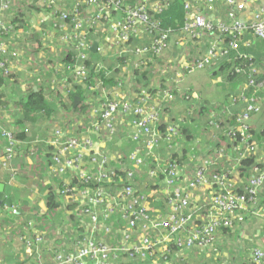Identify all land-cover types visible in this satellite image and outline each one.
<instances>
[{
	"label": "built area",
	"instance_id": "built-area-1",
	"mask_svg": "<svg viewBox=\"0 0 264 264\" xmlns=\"http://www.w3.org/2000/svg\"><path fill=\"white\" fill-rule=\"evenodd\" d=\"M85 1L89 7L97 10L87 19L79 17L77 9L74 16L67 10L57 9L53 12L56 13L62 27L72 26V29H68L65 40L77 43L75 52L78 62L75 65L62 63L60 68L72 69L77 81L85 82L89 78L84 63L91 49L89 34L94 29L97 30L103 20L110 18L107 11L111 7H126V19L112 26V31L116 34L115 43L121 46L120 53L132 52L133 48H130L129 42L142 26L150 35H154L153 50L156 56H161L168 48L172 33L164 32L160 19L153 20L148 14L149 9L161 11L169 6L167 0H146L134 7L127 4L126 0ZM221 3L227 9L225 19H218L215 15ZM247 3L248 0H202L201 5H198L197 0L187 1L186 20L182 32L193 38L206 36V32L213 29L222 34H231L234 39L229 47L233 50H239L240 43L248 44L244 38L250 29H253L254 36L264 40V6L254 13L253 18L229 16V9L232 8L246 13ZM22 4V0H6L0 4L1 28L8 33L12 31V35L0 44V53L3 55V59L0 58V67L8 74L22 66L20 61L22 52L15 47L13 41L19 43L18 40H24L26 35L31 33L30 29L24 31L23 28H18L10 19ZM39 5L58 8L57 0H39ZM14 30L20 34L14 36ZM212 44L200 58L183 62L182 65L190 70L207 69L217 57L228 54L229 49L223 40L216 38ZM97 49L101 48L98 46ZM148 51L146 47L135 49L137 69L147 67L149 60L145 57ZM10 58L15 60L10 62ZM24 61L29 67L35 65L31 58ZM82 62L85 65L81 64ZM238 71L245 73L241 68ZM254 72L261 74L258 69H254ZM247 77V84L256 83L259 89L264 88V75L256 81L250 79L253 77L252 74H247ZM61 82L66 84L67 80ZM59 83L54 81V87L67 95L65 93L68 90L67 85L64 91L58 86ZM117 86L112 92H109L105 85L99 88L104 101L100 109L95 108L93 112L91 111L94 118L85 130L76 132L70 127L63 126H57L54 130L55 138L52 143L56 150L53 152L49 168L52 173L60 175L64 183L55 187L53 191L60 195L68 212H75L81 227L84 228L83 232L78 231V237L84 236L83 240L76 241L74 251L67 249L54 251L50 264H125L124 261L128 259L120 256L121 254L130 258L138 257L141 261L147 260L148 255L154 259L160 257L165 264H170L169 244L173 241L180 246L182 261L188 260L189 253L195 248H208L209 254L221 251L218 249L220 244L218 227L221 225L237 227L244 218L240 210H249L248 217L261 219L264 223V206H257L258 196L264 191V141L252 139L249 132L256 117L262 112V98L257 93L256 96L250 97L244 93L240 94L238 98L243 100L245 107L238 116L239 125L228 128V139L231 142L229 154L230 151L236 154L237 158L234 160L236 167L245 157H255L258 160V163L250 168L248 181L241 186L243 193H236L234 188L239 187L241 179L238 172L234 171L235 177H230L229 174L221 175L211 170L219 163L217 162L219 158L227 156L224 145L213 149L210 155L202 156L209 147L203 140L197 138L195 141L188 140L185 143L181 139L182 134L178 125L175 124L168 125L165 134L158 128L163 119L165 104L162 102L173 99V93L163 90L158 93L154 91L153 94L149 89H142L141 93L135 90L133 95L126 96L119 89L123 88V84L118 83ZM156 96L159 97V101H156ZM219 115V111L210 114V126L214 129H220ZM128 127L133 128L131 136L133 141H137L136 148L127 155L120 149L109 151L107 148L109 141H114V138L124 130L127 131ZM236 132L241 135L239 142H233ZM179 140L183 141V148L187 147L191 153L192 161L201 163L192 180L183 177L181 166L170 157L164 162L158 161L155 157L154 164L147 167V159L154 156L155 149L164 145L169 154L171 150H177L181 146ZM18 145L19 141L13 130L0 126V146L4 148L2 164L14 174L17 170L11 167V163ZM144 149L147 151L144 152ZM146 175L149 178L146 179L147 183L153 181L154 184L160 183L163 188H167L163 189V193L171 197L169 201L171 210L167 214L153 209L148 200V193L139 190L142 188H139L137 183ZM161 176L164 180H160ZM199 190L207 193L205 202L209 207L207 206L204 215L198 213L196 216V212L200 210L193 196ZM248 203L252 204L250 209ZM116 214L118 215L116 221L121 224L119 227L115 225L116 221L108 222ZM200 218L204 222L195 223V220ZM236 220L238 222H235ZM31 232V235H21V239L26 248L35 255L38 263L44 264L41 249L48 243V233L41 231L34 224L31 225ZM262 236L264 238V228ZM248 249L249 264H264V239L262 245Z\"/></svg>",
	"mask_w": 264,
	"mask_h": 264
},
{
	"label": "crops",
	"instance_id": "crops-1",
	"mask_svg": "<svg viewBox=\"0 0 264 264\" xmlns=\"http://www.w3.org/2000/svg\"><path fill=\"white\" fill-rule=\"evenodd\" d=\"M144 1L146 0H126V3L134 7L139 2ZM167 1L169 5L172 3L171 0ZM190 1L193 2L194 0ZM34 2H36V4L32 3V7L25 6L23 8L21 13L24 14V16L18 17L19 21L17 27L23 28V23H29L28 29L31 30V33L26 35V38L19 42V46L21 47L20 51L22 52L20 57L22 66L20 69L12 70V73H17L19 83H14L15 86L11 88L12 92L8 91V88L12 85H10V87L7 86V89L0 86L1 127L8 129L15 128V118L21 113V107L18 103L19 96L31 86L35 90H39V88L42 87L41 85H43L47 98L51 100L50 103L55 107L52 116H49L47 119L39 120L36 123L29 122L27 124L28 133L25 141L17 139L19 145L17 151H15L11 167L15 170H17V168H23L22 174L24 176H20L19 174L14 176L16 173L14 174L7 167L3 166L2 158L4 148L0 146V184L4 185V198L9 200V196L13 194L16 197L15 204L19 205V207L21 206V208L28 213L29 218H31V214L36 216V213L39 211L40 215L45 213L48 209L47 194L49 191H55V187H59L64 183V179L60 175L52 173L49 168L53 152L56 150V147L52 143L55 138V128L57 126L70 127V129L76 132H81L89 126L90 121L94 118L91 112L77 113L70 109L67 110L70 101L67 102L65 100L68 95H65L60 89L54 87V81H59L60 83L58 86L64 91L66 85L67 89H69L73 83L82 85L86 83V81H77L74 78L75 72L72 69L64 70L60 68L58 70L59 64L64 63L62 61L63 58L66 62H70L74 57V54L71 52L73 50V48H71L72 43L65 40L66 33H68V29H72V26L70 25L71 27L68 26L67 28L62 27L61 22L59 23L57 20L56 13H53L55 10L59 9L56 6L49 8L43 5L40 6L39 0H34ZM201 2L202 0H197L198 5H201ZM22 3L28 4L29 1L22 0ZM73 5H75V9L78 10V16L82 19H87L93 12H97L94 7H89L85 0H67L66 8L73 7ZM262 6H264V0H248L245 10L246 13L241 12L240 16L244 19H248L249 17L253 18L254 13H256L259 8L261 9ZM125 10V6L118 8L111 7L107 11L110 18L108 20H103L100 27L97 30L94 29L89 34L91 47L96 43L97 47L99 46L101 48L98 50L96 47L94 51L96 53L94 55H91L90 52L88 53L87 59L91 58L90 60L92 61L90 67L86 65L89 76L91 72H94L91 68H94L96 71L95 73H100V71L105 72L106 77L110 80L113 79L117 84H123V88L119 89L126 96L133 95L138 88L155 89L157 93L163 90L170 91L174 94V98L165 102L161 101L166 104L167 109V111H165L167 116H164L163 113L165 123L167 125L175 124L178 125V127L183 126L184 128H199L198 130L201 132L199 139L209 145L202 156H208L213 152V149L224 145L223 147L227 149V156L219 158L217 162L227 166L230 165L228 162L232 164L233 159L229 154L231 142L228 137V142L221 145H214V141L221 136V128L214 129L210 126V114L211 112L219 111V119L221 123H225L226 131L231 127L229 115L234 112V108H240L239 111L234 112V114H238L242 111L244 105L243 100L237 99L236 101L238 102L235 103L236 105L232 104L231 96L233 90L231 85H229V82L225 79L222 81H226V84L220 79H217V73L213 74L211 72L213 66L207 69L194 68V70H190L182 65L183 62L200 58L205 54L213 45L212 43L214 39H216L215 36L193 38L182 31L173 32L166 51L161 56H156L153 50L154 35H150L147 29L142 26L139 28L134 39L129 42L130 48H133L132 52L120 53L119 50L121 46L115 43L116 34L112 31V26L126 19ZM218 14L221 17H225L227 15L226 7L224 6L221 8ZM45 17H48V19ZM25 46H30V51H27ZM139 47H146L149 50L145 57L149 60L147 67L145 66V68L139 69L140 72H147L150 75V79L147 81L149 83L148 85L138 86L133 76V73L137 70L135 67L137 57L134 51ZM47 53H50V55H46ZM28 58L35 60L34 66L29 67L26 64L24 60ZM38 62L41 66L37 64ZM81 64L84 63L82 62ZM240 68L241 67L236 65L235 69L238 71ZM64 79L67 80L66 84L61 82ZM111 84L110 86H106L109 92H112L114 88L118 87L116 83ZM102 86L103 84L101 82H96L94 87H88V95L92 103V112L95 108L100 109L103 104L102 91H99V88ZM2 93L5 94L2 95ZM155 99L159 101L158 96H156ZM174 109L175 112L177 111L176 114L180 115L182 113L181 111H184V114L180 117L174 116V118ZM203 109L207 110V114H201ZM171 115L173 117L172 119ZM225 115L228 116L227 119ZM132 131L133 128L128 127L127 131L124 130L123 133L119 135L120 137H115L114 141L110 140L107 147L108 150L112 151L116 148L124 150L129 142H134L137 145V141L132 140ZM184 142L186 143L187 141ZM185 149H187V147L184 148V150ZM198 149H200V147ZM146 151L147 150L144 149V152ZM176 152L179 155L183 154L178 151ZM155 157L161 162H164V160L169 157L168 153L165 151L164 145L155 149L154 156L152 157V161L154 162ZM186 163V167H190L191 171V169H193L191 164L192 161L187 160ZM231 168L236 169L235 166H231L230 169ZM163 189L167 190L166 187ZM206 198L207 193L203 190L197 191L195 196H193L195 203H200V200L205 201ZM10 203L11 206L5 201L3 202V204H5L4 206H2L3 204L0 205V264H39L37 259L35 261L33 258L30 260L31 257L23 240L18 234H14L10 226L7 225V221L17 217L11 214L13 212V202L10 201ZM18 220L23 221V216H20ZM253 221L255 222L253 223L254 227L249 230V235L245 234V229H247L248 224ZM263 227L264 223L261 219L248 217L241 226V229H243L242 232H240V229L234 236L237 238L241 235L243 244L239 246L237 243H234L233 248H231L232 251L227 250L229 252H215V257H213L215 263L218 264V261L222 260L221 256L224 254L223 258L226 257V261L229 263L234 257L235 260L232 261L231 264H249V249L247 247L243 249L245 247L244 241L249 240L252 247L255 245H262L264 239L262 236ZM14 235H16L15 241ZM62 239H64V236H58V238L54 237V240L58 243H63L64 241ZM237 247L240 249L237 250ZM229 254L231 255V260L228 256ZM218 257L220 258L218 259ZM194 259L199 263V256L198 258L194 257ZM46 260L50 263L49 257H47ZM223 262H221V264H227ZM160 263L165 264L164 260L160 259V257L153 260L142 261V264ZM170 264H175L174 259L172 260L171 258Z\"/></svg>",
	"mask_w": 264,
	"mask_h": 264
},
{
	"label": "trees",
	"instance_id": "trees-1",
	"mask_svg": "<svg viewBox=\"0 0 264 264\" xmlns=\"http://www.w3.org/2000/svg\"><path fill=\"white\" fill-rule=\"evenodd\" d=\"M6 0H0V4L2 2H5ZM28 4H22V7L18 8L11 17V22L15 23L17 25L19 19V16H24V14L21 13L23 8L25 6L27 7H32L33 4L35 3L34 0H28ZM187 1L190 0H171V4L167 7H164L161 11H155L154 9H149L148 14L149 16L155 20V19H160L161 21V28L164 32H178L182 31L184 29V24L186 20V8L185 5ZM58 8L59 10H67L68 12L71 13V16H74L77 11L75 10V5L73 7H67V0H57ZM222 5H219L218 9H221L224 7V4L221 3ZM226 7V6H225ZM218 9L215 12V15L218 19H225L227 18V15L225 17H221L218 14ZM218 11V12H217ZM229 16L230 15H235L240 16L241 11L236 10V9H229ZM92 15V14H91ZM90 17V16H89ZM24 31L29 28V23H23L22 24ZM3 30L0 25V44L1 42L6 41L11 35L12 31H9V33ZM209 37L215 36V38L221 39L224 41V44L227 46L228 54L225 56H219L217 57V60L211 65L213 66V69L211 72L213 74H216V77L218 76L217 79L222 80H227L229 82V85H231V88L233 90V94L231 96V101L232 104L236 105L238 101L234 102V99L238 98L240 96V92L244 93L247 97L256 96V93L262 98V112L261 114L256 117L254 124H252L250 128V134L252 136V139H257L258 142H263L264 141V88H258L256 86V83H250L247 84V74H252L253 77H250V79H254L255 81L260 78L262 75H264V40L257 38L256 36L253 35V29L248 30L246 33V37L244 40L248 42V44H243L240 43V48L239 50H233L230 49L229 45L230 42L234 39V36L231 34H222L220 31H216V29H213L211 31L206 32ZM14 36H17L20 34L19 31L14 30ZM170 39V37H169ZM20 42V40H18ZM15 44V47L17 49H21L19 46V43L17 41H13ZM76 44L77 43H72L71 48L73 50L71 51L74 54L73 59L70 62H66L64 58L62 61L66 64L72 63V65H75L77 61L76 57ZM25 49L27 51H30V46H25ZM89 52L91 55H94L96 52L92 51V49H89ZM6 57V56H5ZM0 58L3 59V55L0 53ZM10 62H13L15 59L10 58ZM91 59V58H90ZM90 59H86L84 63L90 67L92 64V61ZM34 60V59H33ZM193 60V59H192ZM35 62V60H34ZM40 66V63H37ZM236 65L238 67H241L245 71V73H240L238 72L235 68ZM210 66V67H211ZM254 69L260 70L261 74L255 73ZM92 71L90 73L89 78L86 80V83L84 85L82 84H76L73 83L71 87L66 91V94L68 95L67 99L65 101L69 102V107L67 110L71 111H76L77 113H87L92 111V103L90 101V96L88 95V87H94L96 82H101L105 86H110L112 85L111 83H116L113 79L110 80L108 77H106L105 72L100 71V73H95L96 71L94 68H91ZM133 76L135 77V81L137 85H148L149 83L147 82L150 79V75L147 72H140L139 69H137L134 73ZM98 78V79H97ZM226 84V81H222ZM14 83H19V79L17 76V73H7L6 70L3 67H0V86L5 87L6 89L8 88L7 86L10 87L8 88L9 92H12L11 88L15 86ZM219 84V83H218ZM241 84V85H240ZM222 85V84H221ZM39 88V90H35L32 86L25 91L24 93L20 94L19 98V105L21 107V113L18 117L15 118V128H10L13 130V133L16 137V139L25 141L27 139V133H28V127L27 124L29 122L31 123H36L39 120L42 119H47L49 116H52L54 113V105L50 103L51 100H49L44 92V87ZM223 86V85H222ZM4 88V90H5ZM142 89L138 88L136 91H139L141 93ZM155 89L150 88L151 93L154 92ZM5 94V93H4ZM2 93V95H4ZM1 95V94H0ZM239 99V98H238ZM66 104V103H65ZM245 107V104L243 105V108ZM240 108H234V112H238ZM166 105L165 108L163 109V113L165 114ZM206 109H203L201 111V114L206 113ZM232 114L229 115V120L231 123V127H237L239 125V119L238 116L240 115V112L238 114ZM207 114V113H206ZM225 118L227 119L228 116L225 115ZM179 124V123H178ZM219 125L221 128V136L217 138V140L214 141V145H221L226 142H228L227 137H228V129L225 131L226 125L225 123H221L219 121ZM167 124L164 121V117L159 123L158 128L161 130L162 133H166L167 131ZM181 128V129H180ZM184 127L180 126L178 129H180L182 138L184 141H195L197 138L200 137V130L199 128L195 127L193 129L192 127ZM237 131V130H235ZM225 132V134H224ZM122 134V133H120ZM241 139V135L239 132H236L235 135V140L233 142H239ZM128 145L125 147L124 150H121V152L125 155L128 154L131 150L136 148V143L134 142H129L127 143ZM230 145V143H229ZM230 148V147H229ZM117 149V148H116ZM191 153L187 151V149L184 150L182 155H179L177 152H172L169 153L168 156L173 160L176 161L179 166H181L182 169V175L185 178L188 177L190 180L195 178L197 168L200 166L201 163H195L192 161ZM233 159V163L231 164L228 162L230 165L227 166L225 164L217 163L214 168L211 170H214V172L224 175V174H229L230 177H235L233 175L234 171L238 172L240 176V182H239V187H235L234 190L236 193H243V190L241 186L246 183L250 177L249 171L250 168L258 163V160L255 157H245L241 159V161L238 163L237 167L236 164L234 163V160L237 158L236 154L231 153ZM231 159V160H232ZM192 161V166L193 169L190 171V167H186L187 163L186 161ZM148 166L150 167L154 164V161H152V156H149L148 159ZM231 166H235L236 169L232 168L230 169ZM18 171V172H17ZM16 171V176L19 174L20 176H24L23 173V168H17ZM232 171V174H231ZM26 176V175H25ZM146 179H149L146 176H142L141 179L138 181L137 186L140 191H144L148 193V200L150 202V205L153 209H158L161 210L164 213H168L171 210L170 207V196H167L163 193V186L158 183L154 184V182H149L147 183ZM160 180H164L163 176L160 177ZM10 201L13 202V207L15 211H13L11 214H13L16 218H13V220L7 221V225L10 226L12 232L15 234H18V236L21 237V235H31V225L35 224L39 229L42 231H46L48 233V243L44 245V248L41 249L42 251V256L44 260V264H50L52 261L53 257V252L54 251H63L64 249H67L69 251H74L75 246H76V241H81L83 240V236L78 237V231L83 232L84 228L81 227V223L76 217L75 212L73 211H67V208L64 207L61 197L58 194H55L54 191H49L47 194V204H48V209L40 215V211L37 212L36 216L34 214H31V218H29L28 213H26L21 206L15 204L16 203V197L11 194L10 196ZM168 204V205H167ZM196 205L199 206L200 212H196V216L198 213L201 215H204L207 206L209 207V204H207L205 201L200 200V203H195ZM3 204L2 206H4ZM251 203H248L249 209L251 208ZM264 206V191H262L259 196H258V204L257 206ZM240 212L244 215L243 220H247L248 216L247 214L250 213L249 210H240ZM10 214V215H11ZM250 215V214H249ZM20 216H23V221L18 220ZM34 216V217H33ZM37 217V218H35ZM118 215H113L108 222L113 223L114 221L117 220ZM36 220V222H35ZM241 220L240 223H238V227H227V226H219L218 227V235L220 239V244L218 246V249H221L223 246L229 251H232L231 248H233L234 243H237L240 245L241 242V235L238 236L237 238L234 237L235 233L241 229V226L244 224V221ZM202 224L204 221L202 219H196L195 223ZM235 222H238L236 220ZM1 223V222H0ZM237 224V223H236ZM117 227H119L121 224H119L117 221L115 223ZM3 226V225H2ZM264 228V227H263ZM243 229L240 230L242 232ZM16 235H14L15 237ZM61 236H64V239H62L64 242L63 243H58L57 241L54 240L55 238H58ZM184 236V235H183ZM68 237V239H67ZM78 238V239H77ZM67 241L65 242V240ZM169 247L171 249L170 256L172 260L174 259L175 264H216L215 259V252L212 254H209V249L208 248H195L193 252L189 253L188 260L182 261L180 257V246L178 245L177 242L173 241L169 244ZM227 251V252H229ZM196 255V256H195ZM120 256L126 257L128 260H125L127 264H142V261L138 257H132L130 258L128 255L121 254ZM200 257L199 263H197V260L194 259V257ZM230 260H231V255H228ZM50 258V263L47 262L44 258ZM147 260H153L154 258L151 257L150 255L147 256ZM220 257H218L219 259ZM234 257L232 261H234ZM230 261L229 264L232 263ZM125 263V264H126ZM161 264V263H160Z\"/></svg>",
	"mask_w": 264,
	"mask_h": 264
},
{
	"label": "rangeland",
	"instance_id": "rangeland-1",
	"mask_svg": "<svg viewBox=\"0 0 264 264\" xmlns=\"http://www.w3.org/2000/svg\"><path fill=\"white\" fill-rule=\"evenodd\" d=\"M52 52V51H51ZM46 55H50V53H47ZM60 69V64H59V68H58V70ZM132 103H136V102H133L132 101ZM166 105V104H165ZM165 105H164V108H165ZM177 112V111H176ZM176 112H175V109L173 110V117L175 116V117H180V116H182L183 114H184V111H181L182 113L180 114V115H178V114H176ZM164 116H167L166 115V113L164 114ZM172 117V115H171V119L173 118ZM174 117V118H175ZM181 129V128H180ZM184 129V128H183ZM37 136H39V135H37ZM178 143H179V145L181 144V146L177 149V150H171V152H169V153H172V152H176V151H178V152H180V153H183V150H184V148H183V146H184V144H183V141L182 140H179L178 141ZM167 153H168V151L167 150H165ZM188 151V150H187ZM13 208V207H12ZM14 210V209H13ZM35 222H36V220H35ZM253 223H255L254 221L253 222H251L250 224H248V226H247V229H245V234H248L249 235V230L252 228V227H254V224ZM34 226H36L35 224H34ZM37 227V226H36ZM253 232H254V230H253ZM253 235V234H252ZM14 241H15V237H14ZM240 244H243V241H241L240 242ZM237 245H239V244H237ZM244 245H245V247L244 248H252V244H250V241L249 240H245L244 241ZM240 246V245H239ZM243 248V249H244ZM221 249H224V250H221L222 252H226L227 251V249L226 248H224V246L221 248ZM240 248L239 247H237V250H239ZM28 253H29V255H30V260L33 258V260L35 261L36 260V258H35V255L30 251V250H28ZM224 257V254L221 256V261H218V264H221V262H223L224 261V259H225V261L223 262V263H227V264H229V262L228 261H226V257L225 258H223Z\"/></svg>",
	"mask_w": 264,
	"mask_h": 264
},
{
	"label": "water",
	"instance_id": "water-1",
	"mask_svg": "<svg viewBox=\"0 0 264 264\" xmlns=\"http://www.w3.org/2000/svg\"><path fill=\"white\" fill-rule=\"evenodd\" d=\"M96 47H97V45H96V43L91 47V49L93 50V51H95L96 50ZM4 185L3 184H0V205H2L3 204V202L5 201L8 205H10L11 206V203H10V201L8 200V199H5L4 198Z\"/></svg>",
	"mask_w": 264,
	"mask_h": 264
}]
</instances>
